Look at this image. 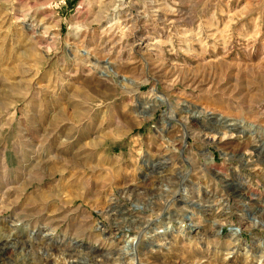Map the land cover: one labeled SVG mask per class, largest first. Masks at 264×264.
Segmentation results:
<instances>
[{
  "label": "rangeland",
  "instance_id": "374dc122",
  "mask_svg": "<svg viewBox=\"0 0 264 264\" xmlns=\"http://www.w3.org/2000/svg\"><path fill=\"white\" fill-rule=\"evenodd\" d=\"M122 2L0 0V264H264V0Z\"/></svg>",
  "mask_w": 264,
  "mask_h": 264
},
{
  "label": "bare ground",
  "instance_id": "6f19581e",
  "mask_svg": "<svg viewBox=\"0 0 264 264\" xmlns=\"http://www.w3.org/2000/svg\"><path fill=\"white\" fill-rule=\"evenodd\" d=\"M123 1H125V0H123ZM124 6V3L122 2V0H121V3L118 5H114L113 7H112V13H111V16L109 17V18H111L112 20H115V21H117L118 19H119V15H120V10L122 9V7ZM105 8H107V6L105 7ZM110 8V7H109ZM102 13H103V11H102ZM104 15L106 16V13H104ZM106 18V17H105ZM108 20V19H107ZM119 22V21H118ZM110 24H112V23H110ZM116 25V24H115ZM111 26V25H110ZM147 33H146V31L144 30V28H140V37H139V43H138V45L139 44H142L144 41H145V39H147ZM105 68H107V67H105ZM112 68V67H111ZM151 101V100H150ZM163 101H165V99L163 100ZM161 99H159L158 97L157 98H155L154 100H153V102H155V103H162L163 102ZM154 103V104H155ZM146 104V106H151V104L149 103V102H146L145 103ZM145 106V107H146ZM186 111V113H188L189 114V116H188V118L190 119V118H196V117H199L200 115H201V111L198 109H194V108H192V109H187V110H185ZM213 117V116H212ZM215 118V117H214ZM216 119V118H215ZM219 119H222V117H220V118H217L216 120H219ZM186 121V120H185ZM220 124L221 123H223V127H228V128H233V129H235L236 127L237 128H242L243 127V129L242 130H240V132H242L243 134H244V132H246V127H249V129H250V127H253V124L252 123H245V122H243V121H228V120H226V119H222V121H220L219 122ZM249 131V130H248ZM254 132H252V134H253ZM248 134V133H247ZM252 134L251 135H247V137H246V139H248L250 136H252ZM246 135V134H245ZM257 137H259V136H257ZM261 138V137H260ZM260 140V139H259ZM256 151H258V153H260V152H262V150H264V143L263 142H261L260 141V143H259V145H257L256 147ZM2 165V164H1ZM3 166V165H2ZM133 207L134 208H137L136 207V205H133ZM115 216V215H114ZM122 218V217H121ZM251 222H255V223H257L258 222V220L256 219V218H252L251 220H250ZM167 228V227H166ZM166 231L167 230H165L164 231V233L163 234H165L166 233ZM51 232H52V230H51ZM162 234V235H163ZM124 237V236H123ZM159 237V236H158ZM126 238H127V241L129 242L128 244H130V248L127 250H124L125 251V253L126 254H129V255H131L132 257L131 258H133L135 255H136V250H135V245H136V243H137V236L135 235V236H129V235H126ZM125 238V239H126ZM160 238V237H159ZM158 239V238H157ZM162 244V243H161ZM163 245V244H162ZM165 245V244H164ZM173 248V247H172ZM129 250H131V252H129ZM227 254H229V252L227 251L226 253H224V255H226V257H228L229 255H227ZM223 255V254H222ZM210 259V258H209ZM223 260H225V259H223ZM113 262V261H112ZM201 262V261H200ZM222 263V262H221ZM65 264V263H64ZM214 264V263H213Z\"/></svg>",
  "mask_w": 264,
  "mask_h": 264
}]
</instances>
